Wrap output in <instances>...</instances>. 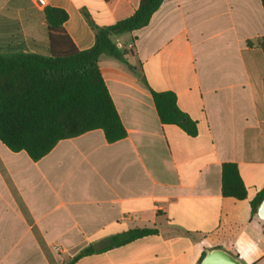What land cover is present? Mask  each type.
Instances as JSON below:
<instances>
[{"label":"crops","instance_id":"0c3cea01","mask_svg":"<svg viewBox=\"0 0 264 264\" xmlns=\"http://www.w3.org/2000/svg\"><path fill=\"white\" fill-rule=\"evenodd\" d=\"M43 1L0 0V54L49 56L45 6L66 12L83 51L95 42L84 13L106 27L139 4ZM262 38L260 0H164L146 26L111 36L122 59L102 55L98 68L126 136L91 130L38 161L0 142V264H65L90 246L73 264H197L222 219L242 224V264H264V220L250 208L264 188ZM151 91L174 93L196 135L161 123ZM224 163L237 165L245 199L222 195ZM136 229L153 232L106 247Z\"/></svg>","mask_w":264,"mask_h":264},{"label":"trees","instance_id":"16d2710c","mask_svg":"<svg viewBox=\"0 0 264 264\" xmlns=\"http://www.w3.org/2000/svg\"><path fill=\"white\" fill-rule=\"evenodd\" d=\"M163 1L139 0L131 16L106 27L93 25L84 13L94 30L95 42L83 51L74 47L63 30L66 12L45 6L49 56L0 54V142L12 152L24 151L32 161H38L58 141L91 130H102L109 143L123 139L126 131L102 79L98 59L102 55L122 59L111 36L146 26ZM260 2L264 12V0ZM257 42L264 54V38ZM151 96L161 123L176 125L189 136L196 135V123L178 109L174 93L151 91ZM221 193L238 200L246 198V189L234 163L222 164ZM263 198L264 188L250 201L252 215ZM241 229L242 224L222 219L208 240L213 249H224L239 259L236 238ZM152 232L130 230L111 237L106 247L122 246ZM94 251L93 247H87L65 264H73Z\"/></svg>","mask_w":264,"mask_h":264},{"label":"water","instance_id":"95a60500","mask_svg":"<svg viewBox=\"0 0 264 264\" xmlns=\"http://www.w3.org/2000/svg\"><path fill=\"white\" fill-rule=\"evenodd\" d=\"M256 214L264 220V198L257 207ZM199 264H242V262L224 249H210L205 252Z\"/></svg>","mask_w":264,"mask_h":264},{"label":"built area","instance_id":"2783aa9c","mask_svg":"<svg viewBox=\"0 0 264 264\" xmlns=\"http://www.w3.org/2000/svg\"><path fill=\"white\" fill-rule=\"evenodd\" d=\"M40 5H43L44 4V1L43 0H36ZM128 48L131 49L132 48V44H129L128 45Z\"/></svg>","mask_w":264,"mask_h":264}]
</instances>
